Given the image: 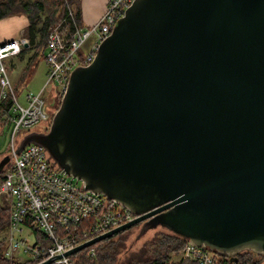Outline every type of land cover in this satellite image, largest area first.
I'll return each instance as SVG.
<instances>
[{
	"label": "water",
	"instance_id": "1",
	"mask_svg": "<svg viewBox=\"0 0 264 264\" xmlns=\"http://www.w3.org/2000/svg\"><path fill=\"white\" fill-rule=\"evenodd\" d=\"M100 42L31 142L134 217L65 254L144 221L264 256V0H133Z\"/></svg>",
	"mask_w": 264,
	"mask_h": 264
},
{
	"label": "built area",
	"instance_id": "2",
	"mask_svg": "<svg viewBox=\"0 0 264 264\" xmlns=\"http://www.w3.org/2000/svg\"><path fill=\"white\" fill-rule=\"evenodd\" d=\"M132 1L107 0L100 17L88 25H77L68 8L67 17L73 23L68 37L61 30L63 20L49 29L43 51L45 83H55L58 95L64 93L70 71L92 60L100 41L110 34ZM86 41L87 48L82 52ZM24 44L27 39L23 36L0 43V100L7 94L12 97L9 140L4 153L9 159L0 180V195L9 203L4 256L10 264H81L73 258V253L81 249L65 252L129 221L134 214L114 199L90 192L78 179L65 174L42 144L27 142L20 147L24 130L49 117L42 89L24 94L23 103L13 91L4 59L18 53ZM185 244L180 250L185 259L193 264L212 263L209 250L188 241ZM93 252L90 249L88 254Z\"/></svg>",
	"mask_w": 264,
	"mask_h": 264
},
{
	"label": "trees",
	"instance_id": "3",
	"mask_svg": "<svg viewBox=\"0 0 264 264\" xmlns=\"http://www.w3.org/2000/svg\"><path fill=\"white\" fill-rule=\"evenodd\" d=\"M79 3L80 0H0V19L11 15L15 16L16 14H23L26 18L23 37L27 39V44L14 56L22 60L25 54L29 51L30 53L27 55L25 65L19 72L17 81L23 82L38 58L40 56L43 58L46 35L53 25L63 20L61 30L65 37H68L70 30L73 28L72 20L67 17L68 8L72 10L71 16L75 23L82 25ZM12 86L16 94L17 86ZM11 100L10 94L0 100V129L10 123V116L12 115ZM5 156V154L2 155V157ZM7 162L8 160L5 164ZM4 169L0 171V180ZM8 216V200L0 195V231H6ZM168 231L169 233H157L145 242L141 256L124 257L115 264H193L192 261L183 257L178 258V261L171 260L170 253L179 252L186 245L187 239L175 232ZM121 232L118 231L90 246L82 248L80 251L73 253V258H76L81 264H113L118 253L124 248L121 237L114 239ZM99 242H104V244L98 246ZM5 246L4 239L0 238V264H10V259L4 256ZM90 249L94 250L93 255L88 254ZM211 254L213 256L211 264H264L263 255L247 249L241 250L230 257L212 252Z\"/></svg>",
	"mask_w": 264,
	"mask_h": 264
},
{
	"label": "rangeland",
	"instance_id": "4",
	"mask_svg": "<svg viewBox=\"0 0 264 264\" xmlns=\"http://www.w3.org/2000/svg\"><path fill=\"white\" fill-rule=\"evenodd\" d=\"M89 40L90 39H88V41ZM88 41H86L82 46L81 48L82 52L86 50ZM29 53L30 51L23 56L24 61H22L23 63L20 69H22V67L25 65V62L27 60V55ZM10 57L11 56L7 57L8 59L5 60V65L11 83L13 85L14 84L13 81L18 79L19 76L20 69H18L19 66L17 67V63L19 62L20 59H17L16 56L13 55L12 56L13 58L9 60ZM8 60L9 62L7 63ZM10 62L13 63V66H10L12 65L10 64ZM45 71H46V63L44 59L40 56L37 62L33 65L31 72L27 74V77L24 79V81L21 82L20 85L17 87L16 97L20 102L23 103L24 94L36 93L40 89H42L41 95L44 99L45 108L47 113L50 114L55 111V108L56 106H58L60 101L59 98L61 96L57 94L55 83H53L52 81L45 83L46 81ZM48 123H49L48 120L46 121L41 120L34 126L30 127L28 131L24 130V133L22 134V138H23L22 141L31 142L43 137V135H45L48 130L47 128ZM8 127L9 125L3 126L2 129H0V159L2 158V155L5 153V149L8 143L7 141L9 140ZM125 229L124 231L122 230V232L114 238L117 239V237H121L124 244V248L118 253L117 258L113 264L122 260L124 257H135L139 255L141 256L145 242L150 240L157 233L160 232L169 233V231L166 228L160 225H155V226L146 225L144 221L138 222L137 224H133L132 226L128 227V229L126 230ZM5 236H6V231H0V238L4 239V241H5ZM102 244H104V242H99L98 246ZM170 255H171V260H175V261H178L179 260L178 258L183 257L180 251L176 253L171 252Z\"/></svg>",
	"mask_w": 264,
	"mask_h": 264
},
{
	"label": "crops",
	"instance_id": "5",
	"mask_svg": "<svg viewBox=\"0 0 264 264\" xmlns=\"http://www.w3.org/2000/svg\"><path fill=\"white\" fill-rule=\"evenodd\" d=\"M106 1L107 0H80L79 7H80L81 23L83 25L94 23L97 20V18H99L100 15L103 13ZM25 25H26V18L23 14H16L15 16L11 15L1 18L0 43L11 38L23 36V29ZM12 58L13 57L11 56L9 60H11ZM9 60L7 61V63L9 62ZM22 61H24V59L19 60V62L17 63V67L19 66L18 69H20L23 63ZM11 63L12 62H10V64ZM11 66H13V63ZM13 82L14 84H16L17 87L20 85V82L17 81V79L14 80Z\"/></svg>",
	"mask_w": 264,
	"mask_h": 264
},
{
	"label": "flooded vegetation",
	"instance_id": "6",
	"mask_svg": "<svg viewBox=\"0 0 264 264\" xmlns=\"http://www.w3.org/2000/svg\"><path fill=\"white\" fill-rule=\"evenodd\" d=\"M56 110V109H55ZM52 114H53V112L52 113H50L49 114V117H48V122L50 123V120H51V117H52ZM49 123H48V126H49ZM1 160V159H0ZM3 167H4V165L2 166H0V171L3 169Z\"/></svg>",
	"mask_w": 264,
	"mask_h": 264
}]
</instances>
